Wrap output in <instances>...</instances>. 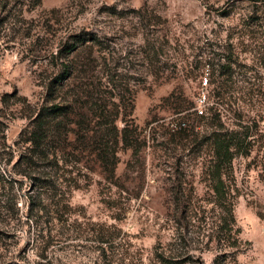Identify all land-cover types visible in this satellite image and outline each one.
I'll return each instance as SVG.
<instances>
[{"label":"rangeland","instance_id":"rangeland-1","mask_svg":"<svg viewBox=\"0 0 264 264\" xmlns=\"http://www.w3.org/2000/svg\"><path fill=\"white\" fill-rule=\"evenodd\" d=\"M55 104L77 115L37 152ZM91 104L139 136L111 182ZM240 126L234 236L207 174ZM0 264H264V0H0Z\"/></svg>","mask_w":264,"mask_h":264},{"label":"trees","instance_id":"trees-1","mask_svg":"<svg viewBox=\"0 0 264 264\" xmlns=\"http://www.w3.org/2000/svg\"><path fill=\"white\" fill-rule=\"evenodd\" d=\"M90 41H96L95 38H90ZM93 43V42H91ZM77 48H72L69 50L68 54H73ZM77 68H73L71 66L69 69H66L65 75L70 78L72 75H75ZM62 77L63 79H68ZM86 86V84H84ZM88 93L89 92H85ZM87 103V102H86ZM92 108V104L90 107L86 108L87 111L91 113V117L96 119H101L102 122L99 124L100 127L108 128L113 134L111 138V142H90L88 146L85 145L88 153L93 154L100 163L101 169L105 175V178L108 181H112L115 177V169L118 164L117 152L119 146L121 148L131 150L132 157H136L140 152L139 147V136L135 134L134 136L128 133V126L125 124L121 130H118L116 127V121L118 119L119 114H114V116L110 119L108 115H106V108L104 106H96ZM78 109H82V105L77 104ZM86 105L84 104V108ZM69 115H77L73 114L72 110H69L68 107L63 106L62 104H55L52 106V112L44 115H38V118L34 121L35 129L32 131L31 136L29 138V143L33 147V150L42 153L43 147L46 145L48 139L56 138L58 136L59 128L58 125L61 124L60 120L67 119ZM58 120V121H56ZM74 123V122H70ZM63 124V122H62ZM79 127V124H75ZM240 130H218L211 132L210 140H211V165L208 170V180L210 182V190L212 191L215 198V205L219 208L227 217L224 221L226 223H232V226L229 229V233L234 234V224L235 218L233 214L235 199L238 190L231 188L226 184V179L229 177H233V167L232 163L236 157V154L239 152L244 156H248L250 151V141L246 143L247 138L243 137L242 130L244 127L240 126ZM72 132L71 130H67V133ZM77 141V140H76ZM244 149V152L241 150ZM235 191L236 194L232 195V192ZM258 217H260L258 215ZM235 236V234H234ZM235 245V244H233Z\"/></svg>","mask_w":264,"mask_h":264},{"label":"built area","instance_id":"built-area-1","mask_svg":"<svg viewBox=\"0 0 264 264\" xmlns=\"http://www.w3.org/2000/svg\"><path fill=\"white\" fill-rule=\"evenodd\" d=\"M203 101H204V97H203V100L199 98V102L200 103H203ZM197 112H198L199 115H202L203 114L202 110H199L198 109Z\"/></svg>","mask_w":264,"mask_h":264}]
</instances>
